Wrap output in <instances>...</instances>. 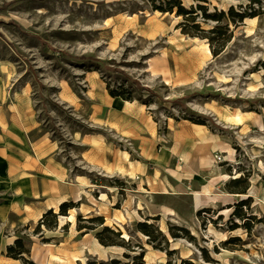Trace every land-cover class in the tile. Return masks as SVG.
<instances>
[{
	"label": "rangeland",
	"instance_id": "rangeland-1",
	"mask_svg": "<svg viewBox=\"0 0 264 264\" xmlns=\"http://www.w3.org/2000/svg\"><path fill=\"white\" fill-rule=\"evenodd\" d=\"M179 1L0 0V264H264V0Z\"/></svg>",
	"mask_w": 264,
	"mask_h": 264
},
{
	"label": "bare ground",
	"instance_id": "bare-ground-1",
	"mask_svg": "<svg viewBox=\"0 0 264 264\" xmlns=\"http://www.w3.org/2000/svg\"><path fill=\"white\" fill-rule=\"evenodd\" d=\"M154 14H160L159 12H154ZM165 15V14H164ZM131 18V17H130ZM195 40L199 41L200 44H199V47L201 48V50L204 52L205 55L207 56H210L211 55V52L209 50V46L208 44L203 41V40H200V39H197L195 38ZM109 97V96H108ZM110 98V97H109ZM122 104L125 106V107H130V106H133L135 104V101H124L122 100L121 101ZM241 112L239 110H236L232 115H231V120L234 121V122H239L241 120ZM171 121V119H170ZM186 122V121H184ZM193 128H196V129H202L203 127L202 126H199V125H194L192 124L191 125ZM179 134L181 135H188L189 132H188V129H181L179 131ZM207 148V143L206 141H203L201 147H200V151H203L204 149ZM122 156L123 158L126 160L128 158V153L127 152H123L122 153ZM227 157L229 159H233V151L232 150H228V155ZM181 159L185 160V156H182ZM210 160L213 161V162H216L215 161V158L210 154ZM217 163V162H216ZM138 166H140V164L138 163ZM216 167V166H215ZM117 172L120 174V175H123L124 172L123 170L121 169H118ZM214 176L216 178H224V176H222L220 173H215ZM77 182L79 184L80 187H83L85 185V182H84V179L82 178H79L77 177ZM211 188H212V183H209L208 186H206L204 188V194L207 195L210 193L211 191ZM106 196L105 195H102V198H105ZM215 198H212L211 200H214ZM231 201V200H229ZM66 202L65 199H63L62 197L58 198L56 200V202H48L45 206V208L43 209V211L41 213H39L36 217H35V221L38 220L39 218L42 217V214L45 213L46 211L48 210H54L55 212L58 210L59 206ZM103 207V206H102ZM25 209H28V207H25ZM73 209H71V214L69 216H66V217H63V216H60L59 218V224L60 226L64 225L65 224V221H68V222H71L73 225L75 224V217H74V214H73ZM98 211L101 212L102 211V208L101 206H99L98 208ZM118 214H114V218L118 221H123L124 217L121 215V213L119 211H116ZM164 213L166 214H169L171 216H175L176 214L169 210V209H165ZM128 215V214H127ZM86 217H89V216H86ZM210 230H212V228H209ZM237 235V234H236ZM221 237H224V235H222ZM111 248H114V247H111ZM89 250V253H93L95 255H98L99 257H110L111 259L114 258L116 255L115 253H113V251H109L107 250V248L101 246L99 243H97L96 240H93V243H91V246L88 248ZM47 252H49V250H47ZM80 253V251L78 252ZM71 254V255H68L67 253H63L62 256H59V255H55V254H52V253H49L48 257L49 259H53V261H55L57 264H75L76 261H78L80 259V254ZM161 257L158 256V254L155 253V251H149L145 254L144 256V262L146 264H154L155 262L158 261L159 258H162L163 257V253L160 252ZM4 261L6 262H15L12 260V258L10 257H2Z\"/></svg>",
	"mask_w": 264,
	"mask_h": 264
},
{
	"label": "trees",
	"instance_id": "trees-1",
	"mask_svg": "<svg viewBox=\"0 0 264 264\" xmlns=\"http://www.w3.org/2000/svg\"><path fill=\"white\" fill-rule=\"evenodd\" d=\"M168 5H169V8H166V10L161 5L160 6H156L153 9L154 10H159L160 12H169V13H171L173 8H175L176 9V14L177 15H181V16H186L189 13H192V12H188V10L183 8V6L181 5V2L179 0H170V2H168ZM221 14L223 15V12ZM228 14H231V15H233L235 17H238V18H243L242 14L232 12L231 9L228 11ZM188 17H193V16H186V18H188ZM193 27L197 28L198 26L194 25ZM216 29L217 28H213V29L209 30L210 35L214 34L216 32ZM199 31H200V33H203L202 30H199ZM211 37L209 36V38H208L210 43L213 40ZM210 46L213 49L212 43L210 44ZM222 47H223V45L220 48H218L216 51L213 50V53L215 55L219 54L221 52V50H222ZM107 90H108L109 95L111 97H113V98L119 97V98H121L124 101H133L134 100V96H133L132 91L126 90L123 87V85H119L115 90L110 89L109 86L107 85ZM66 206H67L66 203H62L60 205V207H59V210L61 211V210L65 209ZM47 214H51V210H48L44 215H47ZM105 230H107V227L105 228ZM110 232L113 233L112 231H110ZM14 244H15V247L17 246L18 248H20V246H21L20 245L21 242L19 240H15ZM13 252H14V247L13 246H9L7 248V255H8L7 257L15 258V259L23 258V256H17ZM22 253H23V251L20 249V250H18L17 254H22Z\"/></svg>",
	"mask_w": 264,
	"mask_h": 264
},
{
	"label": "crops",
	"instance_id": "crops-1",
	"mask_svg": "<svg viewBox=\"0 0 264 264\" xmlns=\"http://www.w3.org/2000/svg\"><path fill=\"white\" fill-rule=\"evenodd\" d=\"M14 261V260H13ZM16 262V261H15Z\"/></svg>",
	"mask_w": 264,
	"mask_h": 264
}]
</instances>
